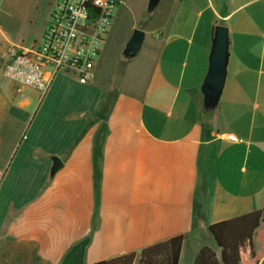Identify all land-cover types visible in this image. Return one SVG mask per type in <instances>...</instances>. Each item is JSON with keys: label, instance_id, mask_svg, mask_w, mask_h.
I'll return each instance as SVG.
<instances>
[{"label": "crops", "instance_id": "0c3cea01", "mask_svg": "<svg viewBox=\"0 0 264 264\" xmlns=\"http://www.w3.org/2000/svg\"><path fill=\"white\" fill-rule=\"evenodd\" d=\"M159 22L94 112L68 115L75 124L61 130L39 123L18 160L31 103L13 114L0 89V264L131 253L138 264L142 250L176 236L178 264H192L214 245L210 225L264 208V0H165ZM217 25L230 30V63L205 120L201 86ZM109 43L110 30L79 85L98 84ZM11 46L24 47L0 43L4 65ZM53 157L63 163L54 175Z\"/></svg>", "mask_w": 264, "mask_h": 264}, {"label": "rangeland", "instance_id": "374dc122", "mask_svg": "<svg viewBox=\"0 0 264 264\" xmlns=\"http://www.w3.org/2000/svg\"><path fill=\"white\" fill-rule=\"evenodd\" d=\"M149 1L122 0L114 9L112 24L115 30L112 36V27L109 29V62L102 68V75L96 85L81 86L75 77L59 73L46 96L39 100L37 92L21 88L3 77L4 61L0 58V89L12 97V113L22 114L19 104L23 99L26 98L31 103L23 111L26 128L20 140L22 151L15 155L17 160L29 144H34L35 128L39 123L49 127L55 125L56 129L61 130L64 126L75 124L67 121L68 115L80 111L94 112L97 109L98 102L104 98V91L116 84V78L123 70V62L129 60L123 52L134 32L140 30L148 38L160 23L165 0H160L152 10L149 9ZM56 2L57 0H0V43L23 44L24 47L40 44ZM101 101L104 103V99ZM2 199L3 194L0 192V204ZM211 247L215 248L214 245Z\"/></svg>", "mask_w": 264, "mask_h": 264}, {"label": "built area", "instance_id": "2783aa9c", "mask_svg": "<svg viewBox=\"0 0 264 264\" xmlns=\"http://www.w3.org/2000/svg\"><path fill=\"white\" fill-rule=\"evenodd\" d=\"M121 2L57 0L40 44L6 50L3 77L37 92L39 100L46 96L59 73L87 84L109 33L114 9Z\"/></svg>", "mask_w": 264, "mask_h": 264}, {"label": "trees", "instance_id": "16d2710c", "mask_svg": "<svg viewBox=\"0 0 264 264\" xmlns=\"http://www.w3.org/2000/svg\"><path fill=\"white\" fill-rule=\"evenodd\" d=\"M204 114V113H203ZM204 114L203 118L209 120ZM264 208L208 227L215 248L203 246L192 264H262L264 261ZM183 236L147 247L138 264H178ZM134 253L97 264H133Z\"/></svg>", "mask_w": 264, "mask_h": 264}, {"label": "water", "instance_id": "95a60500", "mask_svg": "<svg viewBox=\"0 0 264 264\" xmlns=\"http://www.w3.org/2000/svg\"><path fill=\"white\" fill-rule=\"evenodd\" d=\"M160 0H150L149 9L157 6ZM145 35L136 30L124 49V56L128 59L135 57L140 51ZM230 30L226 26L217 25L213 27L211 50L209 54L208 70L201 86L203 95V113L211 116L217 110L228 75L230 63ZM51 174L54 175L62 167L63 163L58 157L52 158Z\"/></svg>", "mask_w": 264, "mask_h": 264}, {"label": "flooded vegetation", "instance_id": "af4514ba", "mask_svg": "<svg viewBox=\"0 0 264 264\" xmlns=\"http://www.w3.org/2000/svg\"><path fill=\"white\" fill-rule=\"evenodd\" d=\"M49 2L51 1V0H48Z\"/></svg>", "mask_w": 264, "mask_h": 264}]
</instances>
